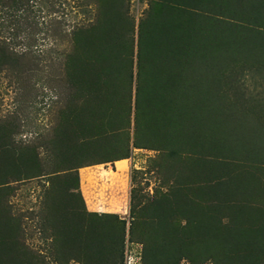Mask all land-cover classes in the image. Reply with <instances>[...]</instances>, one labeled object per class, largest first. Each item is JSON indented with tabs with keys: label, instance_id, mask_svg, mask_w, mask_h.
Returning a JSON list of instances; mask_svg holds the SVG:
<instances>
[{
	"label": "rangeland",
	"instance_id": "374dc122",
	"mask_svg": "<svg viewBox=\"0 0 264 264\" xmlns=\"http://www.w3.org/2000/svg\"><path fill=\"white\" fill-rule=\"evenodd\" d=\"M108 1L35 0L20 22L13 20L0 3V45L15 53L12 59L16 60L14 65L0 66V124H18L11 141L18 148L39 154L47 167L64 169L93 163L78 168L79 189L87 210L117 214L126 220L124 257L115 259L114 264H164L157 260L165 259L159 250L168 242V230L161 220L169 218L182 228L190 220L188 213L200 211L196 207L199 203H220L216 196L204 197L202 185L208 181L213 185L221 172L236 181L247 175L244 183L250 187L254 181L264 182V130L253 117V111L262 112L264 119V66L246 62V48L237 45L241 37H256L254 30L262 29L264 36V27L253 25L245 18L247 10L233 8V1L228 0H209L217 1L214 10L171 0H115L109 7ZM166 6L177 13L184 9L183 16L178 19V14L163 12ZM159 13L151 22L148 39L139 45L140 30L143 34L150 15ZM105 18L115 20L108 39L122 46L120 51L111 50L118 63L113 75L114 92L107 96L99 93L98 97L83 92L84 105L78 107L82 99L70 105L73 92L68 89V77L81 73L77 70L84 65L81 75L97 78L91 69L102 61L97 44L109 26L103 34L98 27L105 25H100ZM193 47L204 50L208 59L202 51L191 52L189 57L187 48ZM116 62L106 59L107 69ZM205 64L215 66L212 76L216 80L210 75L211 81L207 79L204 73L209 69H203ZM197 65L201 77L194 79ZM207 84L212 93L205 92ZM214 95L224 105L222 115L216 113L218 108L211 100ZM149 102L153 117L148 119ZM190 117L192 132L202 127L205 117L211 120L204 126L210 138H219L214 130L221 125L224 139L239 142L245 137L250 143L254 129H259L260 156L247 159L244 150L233 156L222 151L217 156L212 143L210 150L204 145V127L192 138L187 137L192 133L188 127L182 130L185 134L181 133ZM201 145L207 149L205 156ZM58 155L65 163L55 164ZM116 158H121L117 164L105 162ZM10 184L4 198L10 219L21 220V240L28 252H35L39 264H83L74 256L65 258L68 254L61 237L54 235L60 209L71 212L72 205L67 201L72 197L68 195L72 192L70 183L64 187L69 192L63 195L62 191H51L48 178ZM244 191L249 194L245 195L247 199L243 204L236 202L243 209L232 205L219 218L227 222L229 217L240 215L243 225L255 223L264 234V202L260 208L254 203V209H247L254 193L251 189ZM183 194L196 203L184 207L186 213L178 208ZM230 197L229 193L225 199ZM169 200L172 204L167 206ZM159 207H163L162 213ZM83 218L86 224L95 220ZM132 220L136 221L130 233ZM222 228H218L215 242L217 253L203 254L197 247L199 231L192 230L196 246H186L187 251L181 255L173 252L175 264H226L219 253ZM262 252L264 245L257 249L258 254Z\"/></svg>",
	"mask_w": 264,
	"mask_h": 264
},
{
	"label": "trees",
	"instance_id": "16d2710c",
	"mask_svg": "<svg viewBox=\"0 0 264 264\" xmlns=\"http://www.w3.org/2000/svg\"><path fill=\"white\" fill-rule=\"evenodd\" d=\"M35 0H0V3L2 8H4L9 16L15 20L19 21V18L23 16L25 11H31V9L34 6ZM172 2L178 3L180 5H187V7H191L190 5H196L197 7H204L208 10H214L217 8V1L214 3L211 1L214 0H171ZM229 2L233 1L232 7L235 8V6H238L239 9H246L247 15H245L249 22H251L253 25L257 24L258 26L264 27V0H228ZM114 3L115 0H109L107 2V6L111 3ZM123 0L120 1L122 3ZM109 7V6H108ZM107 7V8H108ZM242 7V8H240ZM171 9L175 8H167V6L164 8L163 12L168 11V13H174L178 14L179 18L183 16V10H180L178 13L176 11H171ZM179 10V9H176ZM22 12L19 17L18 12ZM162 13V12H161ZM118 14V13H117ZM119 15V14H118ZM157 15H150L149 19H147L146 23L143 26L144 33L142 34L140 30V37H139V45L141 44V41L148 39V34L151 30V22L154 20V17L159 16ZM234 15V14H232ZM177 19V20H178ZM109 18H105L103 22L100 23L102 25L105 22L104 26H99L98 31H100L102 34L107 31V34L101 35L99 37V44H97V49L99 51L98 57L101 59V63L99 65H95L97 67L92 66V69L96 74L97 78L92 77L89 75L87 77L82 76L81 73L83 72L84 65H81L80 67L81 73H77L74 77H68L67 80V86L68 89L72 92L70 97V105H76L77 101H81L82 103L79 104L78 107L81 105H84V96L82 93L89 92L91 97L93 95L99 96V93L106 94H113L114 92V79L113 75L117 69L118 63L116 62L117 57L112 55L113 50L120 51L122 46L119 43H115L114 41H111V39H108L111 37V31H113V28L115 27L114 23L115 20H112ZM20 22V21H19ZM108 22V23H107ZM107 23V24H106ZM106 25L109 26L108 29H105ZM250 27H247L249 29ZM105 29V32L103 31ZM142 29V28H141ZM251 30V29H250ZM250 30L247 31V33H250ZM254 30V29H253ZM262 29L254 30L256 37L248 36L246 35V40H244V37H241V40L239 39L237 42H240L238 45V48L241 46H244L247 51V61L251 65H263L264 66V36ZM100 33V34H101ZM246 44H244V42ZM146 45V44H145ZM105 47V51L104 48ZM191 48V47H190ZM187 48L189 57H191L192 53H199L200 51L203 52V56L205 58V51L202 50L200 47H193V49ZM112 50V51H111ZM196 51V52H195ZM116 52V51H115ZM201 52V53H202ZM15 54V53H14ZM12 51H10L7 47H3L0 45V66L2 64H11L14 65L16 63V60L12 59V56L14 55ZM222 54V53H221ZM15 56V55H14ZM188 57V56H187ZM196 58L195 56L193 59ZM98 59V60H99ZM106 59L108 60H115V65H113L112 69L110 70V67L107 69L106 66ZM192 61V58H189ZM205 58V60H207ZM182 61V60H181ZM99 62V61H98ZM19 63V62H18ZM184 63V62H183ZM220 64V63H219ZM20 65V63H19ZM139 66V63H138ZM213 66L205 64L203 69H209L208 73H204L207 75V79L211 81V76L213 75ZM77 68H75L76 70ZM197 71L194 72L197 74V78L201 77L200 71L198 69L197 65ZM202 69V70H203ZM208 71V70H207ZM144 73V71H142ZM206 72V71H205ZM84 73V72H83ZM87 73V71H86ZM138 74L140 75V71L138 70ZM177 74H181L180 71H178ZM35 75V74H34ZM205 75H203L202 79H205ZM210 75V78H209ZM78 76V77H77ZM87 76V75H86ZM213 78L215 76H212ZM217 78H214L216 80ZM218 81V80H217ZM207 89L205 92L212 93L209 85L207 84ZM34 88V87H33ZM32 88V89H33ZM103 90L104 92H100ZM99 91V92H98ZM106 91V92H105ZM195 91V90H194ZM214 96H212L211 100L215 101L214 104L216 105L217 112H220L219 114L222 115L221 107L224 106L223 103L219 102L217 97L216 100H214ZM237 98L240 99V91L237 92ZM221 104L219 105L218 104ZM78 105V104H77ZM151 110V102H149L148 106V119L152 118V111ZM154 110L156 111L155 107ZM80 111V110H79ZM80 113V112H79ZM201 112H199V115ZM215 114V113H214ZM234 117L237 115V112L235 111L232 113ZM242 116V115H241ZM255 117L256 121L260 123L264 130V119L262 120V112H256L253 111V117ZM264 117V115H263ZM220 119H222L221 116H219ZM191 117L187 120L184 127H182L181 131L188 127L187 129L191 131L190 127V120ZM212 119V118H211ZM262 120V121H261ZM208 121L211 120L207 117H205L202 120V127H206L208 124ZM210 125V124H209ZM252 126V125H251ZM18 124L13 125L12 127L7 124H0V264H39V261L37 259V255L34 251L28 252L26 245L21 240V220H11V213L9 210V206L6 205L7 201L4 198L5 192L8 190V187L11 186V182L16 181H22L25 179H31L34 177H40V178H48V181L51 186V191L55 189L56 193L59 192L62 195L63 193H68V189L64 188L70 183L71 186V198H67L68 202L71 203L72 207H70L71 212H64L63 209H60L59 212V218L60 220L57 221V224L55 225V233L54 235L60 238L62 240V247L66 250V253L68 256L65 258H72L74 256L75 259L78 261H82L83 264H114V260L117 258L124 257V247H125V240H126V220L120 219L117 214L113 213H102L99 214L98 212L88 211L84 199L81 195L80 189H79V174H78V168L82 166H88L93 163H84L79 164L75 166H69L64 169H52L51 167H47L46 163L42 161V158L39 154L35 153L32 150H27L22 148H18L17 145L15 146V143L11 141V136L15 131H17ZM100 128V126H98ZM190 127V128H189ZM201 128L198 129L196 132H192L190 135H187V137L192 138V136H197V134L201 133ZM204 127V145L209 146L210 144H213V149L215 150V154L218 156L219 154L223 153L222 151H226L229 156H233L234 153H241L243 150L245 151V156H247V159H251V156L254 155L260 156V149L258 145H260V139H261V133L259 134V129H254L252 141L249 143L246 138L243 137L239 142H233L226 140L220 135L222 133V127L217 126L215 128L214 132L219 136V138L216 136V138H210L208 137V130ZM95 128V127H94ZM93 128V129H94ZM253 130V129H252ZM182 134H185L183 131ZM63 137L66 138V135ZM69 136H67L66 139H68ZM196 145V144H193ZM198 146V144H197ZM203 148L199 146L200 149H203V153L206 152L204 149V146L201 145ZM21 147V146H20ZM198 148V149H199ZM259 150V154L256 153V151ZM31 151V152H29ZM206 154L204 153L203 156ZM226 155V154H222ZM238 155V154H237ZM241 156H243L241 154ZM127 157V156H126ZM125 157V158H126ZM264 157V155H263ZM54 162L57 165V162L60 164L65 163V159L61 158V156H55ZM57 159V160H56ZM121 158H116L113 160H107L105 162L110 161H120ZM61 171H65V173H61ZM220 173L217 181L213 183L208 181L207 185H202L204 187V197L207 198H213L216 196L217 201L215 202H204L203 206L199 203L197 205L198 213H188L190 215V220L187 221L185 225L182 226V228H177L176 224L172 223V220L166 219L165 221L162 219L161 224L163 226H166V230H168V242L167 244H164L159 250V252H163L165 254V259H157L164 261V264H175L174 262V256L173 252H177L176 255H181L182 253H185L187 251L186 246L193 245V249L195 248V244L193 240L191 239V233L192 230L199 231L198 232V243L197 247L201 250V252L208 253L209 251L211 253H217V244L216 238L219 234L218 228L223 226V232L221 235V241L219 242L222 246L221 248V261L226 264H261L264 263V253H257V249L262 248V245H264V234H262L263 230L260 226H257L255 223H251V225L248 226V224H242L244 221L239 220L238 218L240 215H237L238 217L232 219L229 217V220L227 222H224L219 216H222L221 213L224 211H228L227 207H231L233 205L234 207H239V210L243 209V206L240 204H237L236 202L239 201V203H244L247 199L245 195V189H251L253 191L252 200L250 205L251 207L247 208L249 210H252L255 208L253 205L254 203L260 204L264 202V198L262 195H264V182L263 181H254L250 185H246L244 181H246L247 175L244 176V178H239L238 181L232 179L226 178V174ZM243 173H246L243 171ZM223 176V177H222ZM220 178V179H219ZM228 179V180H226ZM57 187H60L57 188ZM64 188V189H63ZM63 189V190H62ZM230 193V199L227 201L225 197ZM263 192V194L261 193ZM261 193V196L259 195ZM182 194V193H181ZM206 194L208 196H206ZM257 195V196H255ZM62 198V197H61ZM179 200L178 208L186 211V207H191L192 205H196L192 198L189 197L187 194H183ZM62 202V201H61ZM191 202V203H190ZM246 207L250 206L247 205L248 201L245 202ZM169 204H172L170 200L166 202V205L169 206ZM62 205V204H61ZM63 206V205H62ZM184 207L186 209H184ZM159 210H164L163 207H159ZM187 214V215H188ZM230 215V214H229ZM234 213H232L233 217ZM84 216H89L90 218H93L95 220H91L86 224L84 221ZM188 217V216H187ZM108 219V220H104ZM110 218V220H109ZM241 218V217H240ZM83 220V221H82ZM136 220H132L131 224V231L133 229V224ZM83 222V223H81ZM89 223H92L89 225ZM224 224V225H223ZM255 225V226H254ZM185 231H182V230ZM165 230V231H166ZM83 232V234H82ZM60 240V239H59ZM169 243V247L167 246ZM158 252V253H159ZM209 252V253H210ZM157 253V254H158Z\"/></svg>",
	"mask_w": 264,
	"mask_h": 264
},
{
	"label": "crops",
	"instance_id": "0c3cea01",
	"mask_svg": "<svg viewBox=\"0 0 264 264\" xmlns=\"http://www.w3.org/2000/svg\"><path fill=\"white\" fill-rule=\"evenodd\" d=\"M119 160H117V161H115L114 163H116L117 164V162H118Z\"/></svg>",
	"mask_w": 264,
	"mask_h": 264
}]
</instances>
